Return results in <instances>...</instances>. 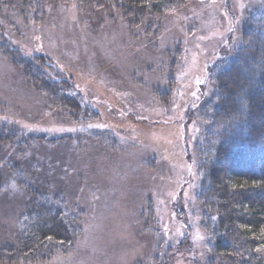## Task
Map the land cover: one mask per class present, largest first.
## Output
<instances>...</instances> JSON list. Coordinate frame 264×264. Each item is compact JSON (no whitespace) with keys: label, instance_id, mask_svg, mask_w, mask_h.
<instances>
[{"label":"rangeland","instance_id":"374dc122","mask_svg":"<svg viewBox=\"0 0 264 264\" xmlns=\"http://www.w3.org/2000/svg\"><path fill=\"white\" fill-rule=\"evenodd\" d=\"M46 4L38 23L0 0V244H16L39 192L67 205L82 236L32 264H213L198 199L210 72L243 47L264 0H199L143 21L116 5ZM38 56L93 119L29 82L22 63Z\"/></svg>","mask_w":264,"mask_h":264},{"label":"trees","instance_id":"16d2710c","mask_svg":"<svg viewBox=\"0 0 264 264\" xmlns=\"http://www.w3.org/2000/svg\"><path fill=\"white\" fill-rule=\"evenodd\" d=\"M47 1L21 0V12L40 23ZM66 1L84 9L116 5L127 17L143 21L199 0ZM243 40L233 58L210 72L215 84L212 113L205 115L208 129L198 146V199L204 206L202 226L213 264H264V10L251 17ZM42 58H23L29 82L73 118L93 119L97 114L66 88L65 79L53 78ZM81 236L79 218L63 201L36 192L25 209L16 244H0V263H43L74 251Z\"/></svg>","mask_w":264,"mask_h":264}]
</instances>
